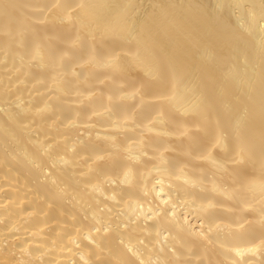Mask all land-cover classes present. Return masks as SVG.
<instances>
[{
    "label": "bare ground",
    "instance_id": "obj_1",
    "mask_svg": "<svg viewBox=\"0 0 264 264\" xmlns=\"http://www.w3.org/2000/svg\"><path fill=\"white\" fill-rule=\"evenodd\" d=\"M0 264H264V0H0Z\"/></svg>",
    "mask_w": 264,
    "mask_h": 264
}]
</instances>
